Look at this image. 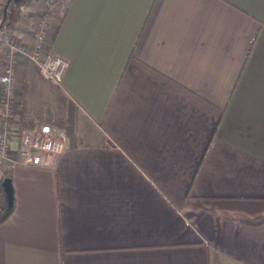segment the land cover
Returning a JSON list of instances; mask_svg holds the SVG:
<instances>
[{"label":"crops","instance_id":"0c3cea01","mask_svg":"<svg viewBox=\"0 0 264 264\" xmlns=\"http://www.w3.org/2000/svg\"><path fill=\"white\" fill-rule=\"evenodd\" d=\"M48 43L100 136L25 164L10 122L0 264H264V0H72Z\"/></svg>","mask_w":264,"mask_h":264},{"label":"built area","instance_id":"2783aa9c","mask_svg":"<svg viewBox=\"0 0 264 264\" xmlns=\"http://www.w3.org/2000/svg\"><path fill=\"white\" fill-rule=\"evenodd\" d=\"M72 0H29L24 14L29 15L30 41L22 34L0 33V45L4 51V66L0 72V156L12 159V165L17 159L10 156L12 135L11 123L7 117H14V101L16 95V78L18 55L22 53L25 59H30L39 68L42 76L50 82L60 85L61 78L69 65L65 54L54 53L48 43L55 13L61 16L66 13ZM20 135V161L25 164H43L45 154L60 155L69 148V140L60 128L42 123L25 130Z\"/></svg>","mask_w":264,"mask_h":264},{"label":"trees","instance_id":"16d2710c","mask_svg":"<svg viewBox=\"0 0 264 264\" xmlns=\"http://www.w3.org/2000/svg\"><path fill=\"white\" fill-rule=\"evenodd\" d=\"M29 0L10 1L0 0V33H14L22 30L19 23L26 17L24 9ZM25 75L22 92V108L20 115L7 117V121L15 122L19 133L32 129L39 124L47 123L57 126L67 136L69 147L86 144H94V139L100 136V131L95 128L91 121L81 112L71 99L67 98L62 88L43 78L37 65L30 59H25L23 67ZM5 176H0V185L3 189L5 203L0 210V223L10 216H3L6 211L8 200L3 186ZM14 199V192H13ZM245 220L259 223L264 217Z\"/></svg>","mask_w":264,"mask_h":264},{"label":"water","instance_id":"95a60500","mask_svg":"<svg viewBox=\"0 0 264 264\" xmlns=\"http://www.w3.org/2000/svg\"><path fill=\"white\" fill-rule=\"evenodd\" d=\"M10 1L18 2V1H22V0H8V2H10ZM3 186L5 187L6 196H7V200H8L6 211L3 214V216H6L9 214L10 210L13 207V203H14L12 179L10 177H6L3 180Z\"/></svg>","mask_w":264,"mask_h":264},{"label":"rangeland","instance_id":"374dc122","mask_svg":"<svg viewBox=\"0 0 264 264\" xmlns=\"http://www.w3.org/2000/svg\"><path fill=\"white\" fill-rule=\"evenodd\" d=\"M26 15V14H25ZM31 17L29 16V15H26V17H24L22 20H21V22L19 23V25L21 26V25H23V23H24V25L25 24H29L30 25V22H31V19H30Z\"/></svg>","mask_w":264,"mask_h":264}]
</instances>
